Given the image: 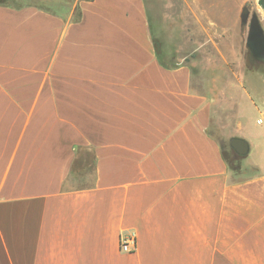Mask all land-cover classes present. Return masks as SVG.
<instances>
[{
  "label": "crops",
  "instance_id": "0c3cea01",
  "mask_svg": "<svg viewBox=\"0 0 264 264\" xmlns=\"http://www.w3.org/2000/svg\"><path fill=\"white\" fill-rule=\"evenodd\" d=\"M154 38L146 0H0V264H264V73L199 89Z\"/></svg>",
  "mask_w": 264,
  "mask_h": 264
},
{
  "label": "rangeland",
  "instance_id": "374dc122",
  "mask_svg": "<svg viewBox=\"0 0 264 264\" xmlns=\"http://www.w3.org/2000/svg\"><path fill=\"white\" fill-rule=\"evenodd\" d=\"M151 24L163 60L190 64L194 85L203 89L212 79L241 78L246 72L264 73V59L247 45L248 23L241 13L248 6L264 28V9L258 0H146ZM252 127L264 115L243 108ZM261 127V126H260ZM211 132L230 150V141L211 125Z\"/></svg>",
  "mask_w": 264,
  "mask_h": 264
},
{
  "label": "water",
  "instance_id": "95a60500",
  "mask_svg": "<svg viewBox=\"0 0 264 264\" xmlns=\"http://www.w3.org/2000/svg\"><path fill=\"white\" fill-rule=\"evenodd\" d=\"M258 4L264 9V0H258ZM242 23H248L247 45L251 48L252 44L264 45V28L261 24L257 12L251 13L248 6L244 7L241 13ZM231 147L239 154L246 155L249 151L248 142L240 137L230 139Z\"/></svg>",
  "mask_w": 264,
  "mask_h": 264
},
{
  "label": "trees",
  "instance_id": "16d2710c",
  "mask_svg": "<svg viewBox=\"0 0 264 264\" xmlns=\"http://www.w3.org/2000/svg\"><path fill=\"white\" fill-rule=\"evenodd\" d=\"M154 43H155V47L157 50V56L159 58V61L161 62V64H163L165 67L167 68H175L177 66H179L180 64H167L165 63V61L162 58L160 49H159V45H158V40H156V38H154ZM221 147L223 150V156L225 158V160L227 161L229 168L235 173V174H241L242 171V155H239L232 147H230V150H225V146L223 147V143L221 141Z\"/></svg>",
  "mask_w": 264,
  "mask_h": 264
},
{
  "label": "built area",
  "instance_id": "2783aa9c",
  "mask_svg": "<svg viewBox=\"0 0 264 264\" xmlns=\"http://www.w3.org/2000/svg\"><path fill=\"white\" fill-rule=\"evenodd\" d=\"M262 119H260L261 121ZM137 247V235L134 231L124 233L120 237V248L125 252H133Z\"/></svg>",
  "mask_w": 264,
  "mask_h": 264
},
{
  "label": "flooded vegetation",
  "instance_id": "af4514ba",
  "mask_svg": "<svg viewBox=\"0 0 264 264\" xmlns=\"http://www.w3.org/2000/svg\"><path fill=\"white\" fill-rule=\"evenodd\" d=\"M251 49L257 57L264 59V45L259 46L258 44L253 43Z\"/></svg>",
  "mask_w": 264,
  "mask_h": 264
}]
</instances>
